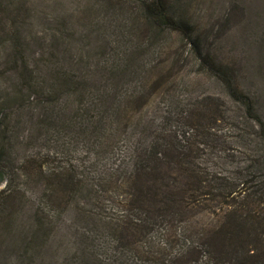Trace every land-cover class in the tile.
<instances>
[{
	"label": "trees",
	"instance_id": "trees-1",
	"mask_svg": "<svg viewBox=\"0 0 264 264\" xmlns=\"http://www.w3.org/2000/svg\"><path fill=\"white\" fill-rule=\"evenodd\" d=\"M122 1L124 4L120 0L102 1L105 5L101 9L114 10L117 34L106 37L100 29L108 17L94 19L96 30L91 33L100 35L101 44L98 50L86 54L79 45L83 37L91 33L83 32L81 26L90 21L91 9H84L82 18L75 21L63 15L43 20V28L36 38L41 50L31 52L20 31L22 20L30 18L28 0H0L3 28L0 34L10 43L12 51L8 63L16 69V88L21 92L17 91L15 97L22 101L25 99L23 90L28 89L49 111V115L42 114L38 126L51 132L67 133L72 126L83 127L91 132H75V137L91 136L98 146H105L109 140L115 144L124 133L129 142V152L111 169L106 188H101L102 184L88 188L70 160L58 165V158L49 152L39 156L29 154L20 160L22 176L35 181L44 177L56 198L63 194L74 196L81 190L88 202L91 199L99 206L97 211L95 206L82 208L95 227L91 237L93 251H71L73 264H130V261L135 264H264V176L253 174L258 170L256 165L230 177L215 166L203 168L197 162L202 156L200 151L211 148L212 158L216 164L221 163L216 153L223 150L224 141L222 132H215L218 128L215 125L225 119L221 101L204 98L193 104L186 98L179 102L168 129L145 135L146 128L139 119L135 124L136 132H127L133 112L144 107L160 83L172 75L174 67L158 70L157 62L161 61L165 48L177 46L179 57L187 51L199 73L214 76L223 83L229 97L239 103L248 119L255 123L256 141L262 139L264 144V116L255 99L241 87L242 76L235 59L232 55L223 58L204 44L210 41L209 46H213L211 40L204 37L200 25L194 22L188 9L189 0ZM123 5L135 6L130 11L129 27L117 13V10L125 11ZM112 22L108 21L106 28ZM71 38L79 45L72 48ZM188 45L191 46L188 48ZM150 53L152 58H148ZM44 73L48 75L47 80ZM107 87L113 90L111 94L102 97L96 92ZM72 96L75 110L71 115L66 114L64 107L52 106ZM11 99L14 98L9 96L0 104V125L6 123V129L12 124L5 106ZM96 125L100 128L112 125L116 131L102 132L103 136L101 132H92ZM5 149L4 145L0 146V168L10 179L6 189L0 192V212L4 215V225L13 227L18 219L7 209L12 208L11 198L19 193L15 179L20 175L15 171L12 177L6 169L8 166L2 165L7 155ZM256 159L259 161L260 157ZM110 182L115 183L113 188ZM201 196L210 199L223 196L222 204L228 197L230 201L220 214L209 217L208 224H200L192 218L202 212L200 205L192 204L193 210L188 201H197ZM103 207L117 212L118 216L107 213ZM175 217H179L176 223L173 222ZM155 232L159 237L165 236L164 241L158 242L159 237L153 236ZM103 237L107 238L109 246L100 242ZM88 238L85 234L84 239ZM9 240L17 245L15 235ZM25 244L22 250L14 248V254L19 252L21 263L23 255L33 250L28 247L30 240ZM1 252L7 250L1 248Z\"/></svg>",
	"mask_w": 264,
	"mask_h": 264
},
{
	"label": "rangeland",
	"instance_id": "rangeland-1",
	"mask_svg": "<svg viewBox=\"0 0 264 264\" xmlns=\"http://www.w3.org/2000/svg\"><path fill=\"white\" fill-rule=\"evenodd\" d=\"M102 1L28 0L30 18L27 21L22 20L20 26L21 34L27 39V50L31 52L41 50L37 45L36 38L39 37V31L43 28V20L47 21L63 15L68 20L75 21L82 18L83 10L88 8L92 13L87 25L86 22H83L81 26L84 29L83 32L91 33L96 30L94 19L105 20L108 17V20L103 21L101 27L99 24L100 29H103L106 37L117 34L115 18L112 15L114 10L101 9L105 5V2ZM189 2L188 9L194 22L200 25L204 37L211 40L213 46H209L210 41H205L204 44L210 49L216 50L218 55L223 58L233 56L242 76L241 87L255 99L264 116V0H189ZM120 3L124 4L122 0ZM134 7L123 5L125 9L123 13L117 10L119 16L123 18L124 25L127 24L128 27L132 23L130 11ZM109 12L111 13L109 14ZM110 20H113L112 25L106 28L107 22ZM99 21L98 19V23ZM0 30H3L2 26H0ZM2 36L0 34V104L3 99L6 100L9 96L14 98L7 100L5 105L11 116L12 124L8 129H6V123L0 125V146L4 145L7 152L2 165L8 166L6 169L12 177H14L15 171L20 176L15 179V186H18L19 193L11 198L12 208L7 209L12 217L18 219L17 224L13 227L4 225L2 222L4 215L0 212V264L3 261L4 264L7 261H18L17 264H73L69 255L71 251L75 249L84 250L85 253L93 251L91 237L95 227L82 208L94 207V201L90 199L88 202L87 198L81 194V190L74 196L63 194L62 197L56 198V194H52L45 184L47 179L44 177L40 181H35L34 178L26 179L22 176L23 169L18 163L29 154L30 156H39V154L43 155L49 152L58 158L56 160L58 165L70 160L74 169L88 183V188L91 189L101 184V188H106V182L112 173L111 169L121 158L125 159V154L129 152L127 145L129 142L125 137L127 134L124 133L120 136L115 144L109 140L105 146H98L93 142L91 136L89 138L84 135L82 138V134H80L79 138L75 137V132H91L83 127L75 129L72 126L68 133L51 132L47 128L39 127V119L42 114L49 115L47 106L35 99L28 89L23 90L22 93L25 99L22 101L16 99L17 91L19 92L15 83L17 76L14 71L16 69L8 63L12 50L8 40ZM119 37H122V34H119ZM83 39L84 41L79 45L74 41V38H71L72 48L78 44L86 54L88 51L91 53L93 49H99L101 37L97 32L85 35ZM128 45L131 44L128 43ZM190 46L188 45V48ZM177 51V46L165 48L161 61L157 62L158 70H161L162 67L164 69L174 67L172 75L169 74L165 82L160 83L144 107L133 112L127 132H134L135 124L139 119L146 128L143 131L145 135H150L158 129H168L178 110L179 102L186 98L193 104L201 102L204 98H212L215 101L218 99L223 106L225 118L215 125L218 127L215 132H222L221 137L224 141L223 150L216 153V156L221 157L222 160L220 164H216L214 157L212 158V149L206 148L200 151L202 156H199L197 162L203 168L210 169L215 166L216 169L224 171L230 177H234L244 168L256 165L258 170L253 174L264 176V168H260L264 167V144L263 141L261 142L262 139L257 142L254 137L257 132L255 123L248 119L243 107L229 97V93L218 78L206 73H199L195 68L193 57L187 51L179 57ZM169 54L172 55L168 56ZM152 56L150 53L148 58H152ZM9 69L12 72L9 73ZM44 76L47 80L48 75L44 73ZM112 91L110 87L100 91L96 90L102 97L108 93L111 94ZM19 93L21 94V92ZM72 101H74L73 96L72 98L64 97L62 104L58 103L52 106L64 107L66 114L71 115L75 110ZM48 107L50 108V105ZM94 129L95 131L92 132H101L103 136L105 133L102 132L116 131L112 125H105L103 128L96 125ZM134 138L137 139L138 136L136 135ZM257 156L260 157L259 161L256 159ZM1 179H5V182L0 183V192L6 189L10 179L2 168H0ZM98 179L103 180L100 183L97 181ZM110 186L113 188L115 183L110 182ZM223 199V196L212 199L201 196L197 201L187 199L191 209L195 208L192 204H199L202 211L197 217L192 215V218L199 220L200 224H208L209 217L214 213V217H216L220 211L227 207L230 198L226 199L225 204H222ZM250 200L254 201L255 199L250 198ZM98 209L99 206L96 205L95 211ZM103 209L105 208L103 207ZM107 209L108 207L105 210ZM106 212L115 217L118 216V213L112 210ZM178 218L175 217L173 222L176 223ZM85 234L89 236L86 240L84 239ZM14 235L16 246L12 240H9ZM153 236L158 238L159 233L155 232ZM102 239L104 240L100 242L109 246L107 238L103 237ZM164 239L165 236L161 235L158 242H162ZM27 240H30L28 247L33 250L23 255V263H21L18 258L19 252L14 254V248L22 250ZM1 248L2 250L6 249L7 252L2 253ZM90 254L93 255L92 252ZM130 264H135V262L130 261Z\"/></svg>",
	"mask_w": 264,
	"mask_h": 264
},
{
	"label": "water",
	"instance_id": "water-1",
	"mask_svg": "<svg viewBox=\"0 0 264 264\" xmlns=\"http://www.w3.org/2000/svg\"><path fill=\"white\" fill-rule=\"evenodd\" d=\"M1 182H5V179H3V180L1 179V180H0V183H1Z\"/></svg>",
	"mask_w": 264,
	"mask_h": 264
}]
</instances>
